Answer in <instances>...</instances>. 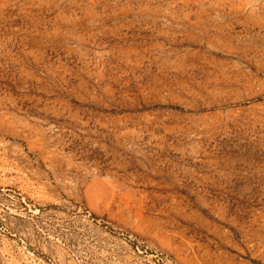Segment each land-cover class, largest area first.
I'll list each match as a JSON object with an SVG mask.
<instances>
[{
    "label": "rangeland",
    "instance_id": "1",
    "mask_svg": "<svg viewBox=\"0 0 264 264\" xmlns=\"http://www.w3.org/2000/svg\"><path fill=\"white\" fill-rule=\"evenodd\" d=\"M0 264H264V0H0Z\"/></svg>",
    "mask_w": 264,
    "mask_h": 264
}]
</instances>
